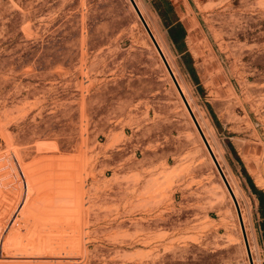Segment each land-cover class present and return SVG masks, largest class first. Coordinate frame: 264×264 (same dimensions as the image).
I'll list each match as a JSON object with an SVG mask.
<instances>
[{"label": "rangeland", "instance_id": "1", "mask_svg": "<svg viewBox=\"0 0 264 264\" xmlns=\"http://www.w3.org/2000/svg\"><path fill=\"white\" fill-rule=\"evenodd\" d=\"M135 2L264 264V0ZM0 264H249L129 0H0Z\"/></svg>", "mask_w": 264, "mask_h": 264}, {"label": "water", "instance_id": "2", "mask_svg": "<svg viewBox=\"0 0 264 264\" xmlns=\"http://www.w3.org/2000/svg\"><path fill=\"white\" fill-rule=\"evenodd\" d=\"M129 2L131 4L132 8L134 9L137 17L139 18L142 26L144 27L147 35L149 36V38H150L153 46L155 47L158 55L160 56V59L164 65L171 81L173 82V84H174V86H175V88H176V90H177V92H178V94H179V96L183 102L185 109L187 110V112H188V114H189V116H190V118H191V120H192V122H193V124H194V126H195V128H196V130H197V132H198V134H199V136H200V138H201V140H202V142H203V144H204V146H205V148H206V150H207V152H208V154H209V156H210V158H211V160H212V162H213V164H214V166H215V168H216V170H217V172L221 178V180H222V182L224 183V185H225V187H226V189H227V191H228V193H229V195H230V197L234 203V206L236 208V212L238 215L239 225H240V229H241V233H242V237H243L248 261H249V264H253L252 256H251V252H250V248H249V244H248V239H247L244 223H243L240 208H239V204H238V201L235 197L233 189L231 188L229 181L227 180V178H226V176H225V174H224V172H223V170H222V168H221V166H220V164H219V162H218V160H217V158H216V156H215V154H214V152H213V150H212V148H211V146H210V144H209V142H208V140H207V138L203 132V130L201 129L199 122L197 121V118H196L195 114L193 113L191 106L189 105V103H188V101H187V99H186V97H185V95H184V93H183V91H182V89H181V87H180V85H179V83H178V81H177L168 61H167V59H166V57H165V55L163 54L159 44L157 43L153 33L151 32V30L149 28L146 20L144 19L141 11L139 10V7L137 6L135 0H129Z\"/></svg>", "mask_w": 264, "mask_h": 264}, {"label": "trees", "instance_id": "3", "mask_svg": "<svg viewBox=\"0 0 264 264\" xmlns=\"http://www.w3.org/2000/svg\"><path fill=\"white\" fill-rule=\"evenodd\" d=\"M169 33H170V36H171L173 41H175V42L182 41L183 42V39L185 37V31H184L183 26L180 23H176V24L172 25L169 28ZM253 190H255V193L258 194V199H259L260 204H263V202H264L263 193L261 191L255 189V188Z\"/></svg>", "mask_w": 264, "mask_h": 264}]
</instances>
